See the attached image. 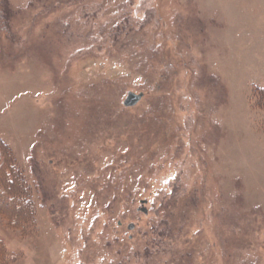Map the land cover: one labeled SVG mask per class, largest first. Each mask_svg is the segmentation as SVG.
I'll return each mask as SVG.
<instances>
[{
    "label": "rangeland",
    "instance_id": "1",
    "mask_svg": "<svg viewBox=\"0 0 264 264\" xmlns=\"http://www.w3.org/2000/svg\"><path fill=\"white\" fill-rule=\"evenodd\" d=\"M262 92L264 0H0V264H264Z\"/></svg>",
    "mask_w": 264,
    "mask_h": 264
},
{
    "label": "trees",
    "instance_id": "2",
    "mask_svg": "<svg viewBox=\"0 0 264 264\" xmlns=\"http://www.w3.org/2000/svg\"><path fill=\"white\" fill-rule=\"evenodd\" d=\"M261 95L263 96L264 92ZM27 191V186L14 166L12 154L0 144V211L10 212V219L14 223L27 217ZM13 204L18 206L17 210H13Z\"/></svg>",
    "mask_w": 264,
    "mask_h": 264
},
{
    "label": "water",
    "instance_id": "3",
    "mask_svg": "<svg viewBox=\"0 0 264 264\" xmlns=\"http://www.w3.org/2000/svg\"><path fill=\"white\" fill-rule=\"evenodd\" d=\"M140 98H141V94L129 92L127 97L124 100V105L125 106H133L139 101ZM143 210L145 211V209H143ZM130 227H132V225H130Z\"/></svg>",
    "mask_w": 264,
    "mask_h": 264
}]
</instances>
